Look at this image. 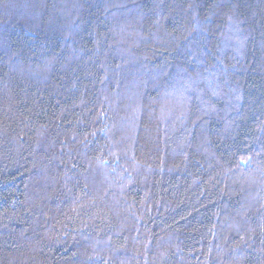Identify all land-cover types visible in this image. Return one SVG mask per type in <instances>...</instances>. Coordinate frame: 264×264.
Listing matches in <instances>:
<instances>
[{"label":"trees","instance_id":"16d2710c","mask_svg":"<svg viewBox=\"0 0 264 264\" xmlns=\"http://www.w3.org/2000/svg\"><path fill=\"white\" fill-rule=\"evenodd\" d=\"M0 264H264V0H0Z\"/></svg>","mask_w":264,"mask_h":264}]
</instances>
